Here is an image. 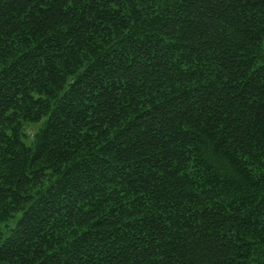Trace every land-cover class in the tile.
Masks as SVG:
<instances>
[{"label":"trees","instance_id":"1","mask_svg":"<svg viewBox=\"0 0 264 264\" xmlns=\"http://www.w3.org/2000/svg\"><path fill=\"white\" fill-rule=\"evenodd\" d=\"M0 264H264V0H0Z\"/></svg>","mask_w":264,"mask_h":264},{"label":"rangeland","instance_id":"2","mask_svg":"<svg viewBox=\"0 0 264 264\" xmlns=\"http://www.w3.org/2000/svg\"><path fill=\"white\" fill-rule=\"evenodd\" d=\"M35 129H36L35 126H30V127L28 128L29 135H31L32 132H33Z\"/></svg>","mask_w":264,"mask_h":264},{"label":"snow or ice","instance_id":"3","mask_svg":"<svg viewBox=\"0 0 264 264\" xmlns=\"http://www.w3.org/2000/svg\"><path fill=\"white\" fill-rule=\"evenodd\" d=\"M170 2H175V0H170ZM180 2H183V0H180Z\"/></svg>","mask_w":264,"mask_h":264}]
</instances>
